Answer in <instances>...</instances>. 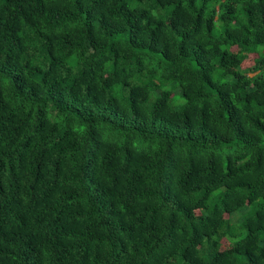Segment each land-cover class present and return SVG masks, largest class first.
Here are the masks:
<instances>
[{"label": "trees", "instance_id": "obj_1", "mask_svg": "<svg viewBox=\"0 0 264 264\" xmlns=\"http://www.w3.org/2000/svg\"><path fill=\"white\" fill-rule=\"evenodd\" d=\"M0 264H264V0H0Z\"/></svg>", "mask_w": 264, "mask_h": 264}, {"label": "rangeland", "instance_id": "obj_2", "mask_svg": "<svg viewBox=\"0 0 264 264\" xmlns=\"http://www.w3.org/2000/svg\"><path fill=\"white\" fill-rule=\"evenodd\" d=\"M262 48H259V50H261ZM255 55H249V57L242 63V69H248L250 68L253 64H254V59H255ZM249 76H252V74H249ZM174 104L175 106H179L181 104H183V99L181 98L179 92H175L174 93ZM252 211V207L248 206L247 208L243 209L240 212L235 213L234 215H232L231 217V224L232 226H234L236 223L240 222L241 219H243L245 216H247L250 212ZM240 219V220H239ZM223 247L226 249L228 248V243L227 242H223Z\"/></svg>", "mask_w": 264, "mask_h": 264}]
</instances>
